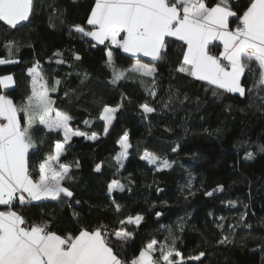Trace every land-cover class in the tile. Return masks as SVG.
Returning <instances> with one entry per match:
<instances>
[{
  "label": "trees",
  "instance_id": "obj_1",
  "mask_svg": "<svg viewBox=\"0 0 264 264\" xmlns=\"http://www.w3.org/2000/svg\"><path fill=\"white\" fill-rule=\"evenodd\" d=\"M207 2L211 6L217 0ZM248 2L231 0L238 14ZM94 4L95 0H34L28 21L15 29L0 21V59L15 61L0 64V75H12L15 81L9 90L0 87V95L20 107L31 93L29 69L38 64L49 88L56 87L49 92L53 109L68 113L71 128L84 133L65 142L61 131L34 122L32 176L39 178V164L55 155L57 142L63 143L57 163L70 166L71 179L63 186L73 196L17 204L13 210L29 223L49 222L50 230L61 236L103 225L121 260L137 257L153 239L157 248L170 246L171 232L183 264H264L261 70L255 63L246 69L245 95L240 96L178 72L186 46L175 39H169L164 58L155 62L128 55L108 41L95 43L75 30L77 25L92 30L87 19ZM10 41L11 56L5 48ZM109 50L117 70L131 69L139 60L154 67V74L127 71L113 83V69L106 63ZM142 105L154 111L145 113ZM106 106L116 109L109 127L102 118ZM19 117L26 126L24 113ZM125 134L131 147L121 166L117 157ZM146 154L160 160L152 164ZM113 181L123 191H110ZM0 210L6 206L0 205ZM137 215L143 217L139 225L127 223ZM121 230L132 235L118 240L115 233ZM175 251L173 257L179 261ZM201 252L199 260L191 259Z\"/></svg>",
  "mask_w": 264,
  "mask_h": 264
},
{
  "label": "snow or ice",
  "instance_id": "obj_2",
  "mask_svg": "<svg viewBox=\"0 0 264 264\" xmlns=\"http://www.w3.org/2000/svg\"><path fill=\"white\" fill-rule=\"evenodd\" d=\"M33 9L34 0H0V21L15 29L29 20ZM233 17L236 27L230 29V18ZM87 24L93 26V30L85 31L79 25L75 30L99 44L108 41L125 53L143 54L153 61L164 58L162 54L167 52L169 39L174 38L186 46L176 70L227 92L245 95L241 76L253 63L261 70L260 83L264 84V0H249L242 14L233 10L231 0H217L211 6L207 0H95ZM214 40L222 41L224 52L221 56L227 65L209 54L208 46ZM12 43L5 45L9 56L12 55ZM12 62L15 61L0 59V64ZM106 63L113 69V83L122 79L127 71L140 72L144 76H152L155 72L154 67L139 60L131 69L119 71L111 50L107 52ZM29 74L32 76L31 93L20 107L8 96L0 95V205L7 209L0 210V264H183L184 258L175 251L176 238L171 232L170 246L161 244L157 248V241L153 239L138 257L128 261L121 260L114 252L105 237L103 225L92 230L82 228L75 236H61L50 230L49 222L29 223L24 215L13 210L17 204L25 206L46 198L55 200L61 194L73 196L72 191L62 185V181L71 179L70 166L53 167L64 150L63 143L57 142L56 154L39 164L38 180L30 174L29 150L36 147L34 122L38 121L49 131L62 130L65 142L71 136L84 135L70 129L72 117L68 113L53 109L54 101L49 92L56 91V87L49 88L38 64L29 69ZM13 83L12 75L0 77V85L5 88ZM54 83L59 85L60 81ZM141 107L145 113L154 111L148 105ZM115 111L106 106L102 118L110 123ZM20 112L25 115L26 126L21 125ZM119 143L124 151L117 157V163L126 157L127 149L131 147L126 134ZM259 150L264 151V146ZM252 155V152L247 153L249 158ZM144 158L152 164L160 160L149 154ZM160 163L168 166L167 161ZM96 171H100V165ZM114 188L123 191L117 181L109 185L110 191ZM142 219L139 215L130 216L127 223L139 225ZM131 235L126 230L115 233L121 241ZM165 239L167 241L168 237ZM157 251L159 256L154 255ZM174 251L175 256L180 257L179 261L174 259ZM203 255L201 252L191 259L199 260Z\"/></svg>",
  "mask_w": 264,
  "mask_h": 264
},
{
  "label": "crops",
  "instance_id": "obj_3",
  "mask_svg": "<svg viewBox=\"0 0 264 264\" xmlns=\"http://www.w3.org/2000/svg\"><path fill=\"white\" fill-rule=\"evenodd\" d=\"M91 14V13H90ZM90 16V15H89ZM232 20H234V17L233 18H230V21H231V23H230V29H234L235 27H236V23L237 22H235V24H232ZM22 23H24V22H22ZM21 23V24H22ZM91 26V25H90ZM92 30H93V26H92ZM90 39L93 41V42H95V43H98V42H96L95 40H93L91 37H90ZM172 39H174V38H172ZM107 42V41H106ZM110 43V42H109ZM99 44V43H98ZM115 46V45H114ZM208 51H209V54L210 55H213V56H217L218 58H220V59H223V57L221 56V54L224 52V45H223V43H222V41H220V40H214V41H212V43L208 46ZM125 53V52H124ZM126 54H128V55H131V56H133L132 54H130V53H126ZM134 57H140V58H142L143 60H145V61H148V62H155V61H153L152 59H151V57H145V56H143V54H137L136 56H134ZM7 76V75H6ZM0 77H4V76H1L0 75ZM242 78H243V75L241 76V86H242ZM196 79V78H195ZM13 81H14V78H13ZM201 81V80H200ZM203 82H206V81H203ZM207 83V82H206ZM14 85H15V81H14V83L12 84V85H10L9 87H7V88H5L3 85H0V87H1V89L3 90V91H6V90H9V89H11V88H13L14 87ZM224 90V89H223ZM235 94H238V93H235ZM19 115V114H18ZM20 118V117H19ZM22 125V124H21ZM30 151V150H29ZM55 154H56V152H55ZM53 167H56L57 169L59 168V164L57 163V162H54L53 163ZM31 175H33V174H31ZM33 179L34 180H38V179H36V178H34L33 177ZM62 185H63V181H62ZM25 196H27V194L25 193L24 194ZM61 195H63V194H61ZM43 201H54V199H51V198H46V199H43V200H40V201H32V202H36V203H38V202H43ZM2 206V205H1ZM105 237H106V235H105ZM107 239V238H106ZM139 256V255H138ZM137 256V257H138ZM132 260V259H131ZM130 260V261H131Z\"/></svg>",
  "mask_w": 264,
  "mask_h": 264
},
{
  "label": "rangeland",
  "instance_id": "obj_4",
  "mask_svg": "<svg viewBox=\"0 0 264 264\" xmlns=\"http://www.w3.org/2000/svg\"><path fill=\"white\" fill-rule=\"evenodd\" d=\"M53 115H54V113H53ZM111 122H112V120H111ZM111 122L110 123H108V127L111 125ZM69 127H70V129L72 130V131H75V130H73L72 128H71V126H70V121H69ZM58 131H61L62 132V134H63V136H64V133H63V131L62 130H58ZM71 137H73V136H71ZM70 137V138H71ZM65 138V137H64ZM69 138V139H70ZM68 139V140H69ZM127 139H128V136H127ZM128 143H129V141H128ZM121 145V144H120ZM129 149V148H128ZM128 149H127V155H128ZM124 151V149H123V147L121 146V151H120V153H122ZM120 153L118 154V157L120 156ZM127 155H126V157H124V158H121L120 159V161H119V164L122 166L123 165V163L125 162V160H126V158H127ZM148 160V159H147ZM149 161V160H148ZM59 169V168H58Z\"/></svg>",
  "mask_w": 264,
  "mask_h": 264
},
{
  "label": "built area",
  "instance_id": "obj_5",
  "mask_svg": "<svg viewBox=\"0 0 264 264\" xmlns=\"http://www.w3.org/2000/svg\"><path fill=\"white\" fill-rule=\"evenodd\" d=\"M220 60H221V63H222V64L227 65V63H228L227 61H225L224 59H220ZM30 174H32V171H30Z\"/></svg>",
  "mask_w": 264,
  "mask_h": 264
},
{
  "label": "bare ground",
  "instance_id": "obj_6",
  "mask_svg": "<svg viewBox=\"0 0 264 264\" xmlns=\"http://www.w3.org/2000/svg\"><path fill=\"white\" fill-rule=\"evenodd\" d=\"M31 171V170H30Z\"/></svg>",
  "mask_w": 264,
  "mask_h": 264
}]
</instances>
